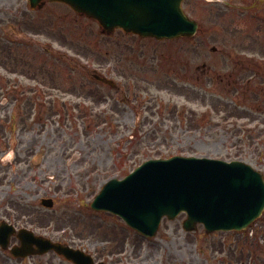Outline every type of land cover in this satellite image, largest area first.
Here are the masks:
<instances>
[{
    "label": "rangeland",
    "instance_id": "rangeland-1",
    "mask_svg": "<svg viewBox=\"0 0 264 264\" xmlns=\"http://www.w3.org/2000/svg\"><path fill=\"white\" fill-rule=\"evenodd\" d=\"M251 1L235 0L223 9L216 0H185L184 10L200 23V30L193 41H171L120 30L107 35L97 22L74 15L59 2L45 1L32 10L24 7L25 0H0V12L13 15L10 30L0 21V33L22 43L11 45L12 66L23 50L26 57L29 49L37 52L38 40L44 49L66 54L58 58L47 50L37 52L40 57L35 55L29 72L26 64L16 67L27 75L12 82L13 92L0 91V201L53 197L57 209L50 214L44 210L41 221L52 227L67 219L69 228L83 230L85 238L90 234L96 245L130 249L126 257L139 264L246 261V252L238 260L248 242L239 234H207L202 225L187 232L181 223L185 214L163 218L149 241L124 227L117 216L87 205L105 181L125 176L148 158H237L264 174V95L232 93L228 82L233 74L238 83L249 81V90L263 85L250 68L240 70L234 64L244 66L248 59L264 64V4L249 5ZM17 2L25 13L15 16ZM7 13L2 17L9 20ZM203 62L209 67L205 72L197 67ZM91 69L115 85L96 81ZM47 76L56 90L42 85ZM244 97L255 105H241ZM34 100L39 105L26 103ZM0 211L19 215L5 204ZM256 228L255 241L262 244L264 225Z\"/></svg>",
    "mask_w": 264,
    "mask_h": 264
},
{
    "label": "water",
    "instance_id": "water-1",
    "mask_svg": "<svg viewBox=\"0 0 264 264\" xmlns=\"http://www.w3.org/2000/svg\"><path fill=\"white\" fill-rule=\"evenodd\" d=\"M33 3L37 0H32ZM100 19L144 35L190 34L195 24L180 10V0H65ZM93 206L120 213L139 230L153 234L162 215L189 213L186 222L208 230L242 227L264 206L261 176L249 166L196 157L149 160L121 181L112 179Z\"/></svg>",
    "mask_w": 264,
    "mask_h": 264
},
{
    "label": "flooded vegetation",
    "instance_id": "flooded-vegetation-1",
    "mask_svg": "<svg viewBox=\"0 0 264 264\" xmlns=\"http://www.w3.org/2000/svg\"><path fill=\"white\" fill-rule=\"evenodd\" d=\"M68 246L71 248H81L75 244H71L73 239H66ZM64 242L63 240H59ZM6 245L0 244V264H74L73 261L69 260L65 255L55 251L48 250L46 252L37 253L39 247L37 245L30 246L28 254L16 255L13 251L14 248L19 247V239L15 234L9 235ZM65 243V242H64Z\"/></svg>",
    "mask_w": 264,
    "mask_h": 264
}]
</instances>
